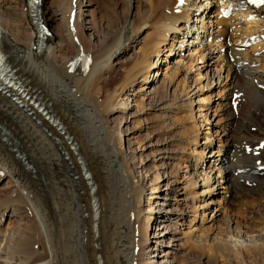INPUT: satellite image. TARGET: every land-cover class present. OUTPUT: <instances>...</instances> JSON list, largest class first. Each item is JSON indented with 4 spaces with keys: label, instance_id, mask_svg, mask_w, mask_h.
Instances as JSON below:
<instances>
[{
    "label": "bare ground",
    "instance_id": "6f19581e",
    "mask_svg": "<svg viewBox=\"0 0 264 264\" xmlns=\"http://www.w3.org/2000/svg\"><path fill=\"white\" fill-rule=\"evenodd\" d=\"M108 1L95 23L98 0H42L39 50L29 0H0L3 48L72 136L99 204L96 232L65 135L0 91V264H234V251L256 262L264 227L216 224L227 195L264 198V7L250 23L217 19L219 0Z\"/></svg>",
    "mask_w": 264,
    "mask_h": 264
},
{
    "label": "rangeland",
    "instance_id": "374dc122",
    "mask_svg": "<svg viewBox=\"0 0 264 264\" xmlns=\"http://www.w3.org/2000/svg\"><path fill=\"white\" fill-rule=\"evenodd\" d=\"M99 2H97V7L95 8L96 10L100 11L96 14L98 19H95V23H99L98 20H100V18L102 17V15H105L107 12L111 13L113 11H111L110 9V2L108 0H98ZM99 3V4H98ZM110 5H108V4ZM106 5H107V8H106ZM99 7V8H98ZM104 10H102V9ZM106 8V9H105ZM123 9V3L120 2L119 3V7H118V10L120 9ZM94 9V10H95ZM107 11V12H105ZM103 14H102V13ZM102 14V15H101ZM101 15V16H100ZM106 16V17H105ZM104 18H105V21L106 22V18L108 15H105ZM118 16L122 17V14H119L117 15L116 17H114L113 19L116 20L118 18ZM105 27H102V29H104ZM15 30V29H14ZM105 30V29H104ZM125 56H122L120 57V59H123ZM257 83V82H256ZM236 97V96H235ZM231 109L234 110L237 114L238 112V108L241 110V107L239 104H234L232 103L231 104ZM246 106L243 107V112L246 110L245 108ZM250 151V150H249ZM74 165H72L73 167ZM241 171L240 170H237V174L238 175H241ZM239 180L240 182L244 183L245 181L243 180V178L241 179H237ZM6 181V179L4 180V182ZM72 185V184H71ZM248 186L249 188H252V183H248ZM1 187V186H0ZM100 185V193H103L104 195H106V189ZM241 191L238 192V195H235L233 197V195L230 197L229 195H227V197H229V200H228V203H229V211L228 213L225 215V217H223L221 220H220V223H217L216 226H219V228L217 227V229L221 232V234L223 235L224 233L225 234H228V235H231L232 233L236 236L237 234V231H240V230H244L247 234H254L252 232H255L256 229H260L261 227H264V198L262 200L259 201V199L256 197V196H251L250 193H248V191H245L244 189H240ZM86 191V190H85ZM6 193V192H5ZM4 192L2 193L3 195H6ZM244 193V194H243ZM247 193V194H246ZM85 194H87V191L85 192ZM243 194V195H242ZM250 194V195H249ZM102 194H100L101 196ZM102 195L101 196V201H100V229L102 233H105L108 231V226H107V218H108V208H109V205H108V202H107V199H106V196ZM103 197V198H102ZM105 198V199H104ZM87 199H88V196H87ZM257 199V200H255ZM85 200V199H84ZM89 202V201H87ZM103 203V204H102ZM261 203V204H260ZM58 204L61 205V203L59 202L58 200ZM102 205V207H101ZM242 205V206H241ZM59 208L61 209L62 206H59ZM89 209V208H88ZM59 215V214H58ZM58 215H54L52 214L51 218H55L56 216ZM107 217V218H106ZM61 218L62 219H59L57 217V220L58 222H56L55 224L56 225H64L65 224V220H66V216L65 214H61ZM106 218V219H105ZM233 218V219H231ZM64 219V220H63ZM104 219V220H103ZM106 220V221H105ZM231 220H235L236 224H234L235 226V230H232L233 227H230L231 225ZM231 221V222H230ZM60 223V224H58ZM186 224L188 225L189 222H186ZM104 226V227H103ZM158 229L156 228V231ZM87 231V229H86ZM154 231V227H153V230ZM151 231V233H152ZM232 234V235H233ZM99 242H97L96 244H98ZM95 244V246H96ZM100 244V243H99ZM99 251V250H98ZM97 253V252H96ZM233 256L232 258H234V261L233 263L234 264H264V253H262L260 256H259V260L257 258V261L256 262H247L246 259H244V257L237 251H234L233 252ZM206 260H203L201 259L199 262L197 261L196 264H214L212 261H206ZM245 261V262H244Z\"/></svg>",
    "mask_w": 264,
    "mask_h": 264
},
{
    "label": "water",
    "instance_id": "95a60500",
    "mask_svg": "<svg viewBox=\"0 0 264 264\" xmlns=\"http://www.w3.org/2000/svg\"><path fill=\"white\" fill-rule=\"evenodd\" d=\"M13 80H14V83H17L19 85V87L23 88L22 91H26V94H27L26 99H30V98L33 97V96H31V92L26 87V85H25V83L23 81L24 78H22L21 76H17V77L13 76ZM40 106H42L41 111H42L43 115L47 116L49 114V111L46 109L44 104H42V103L37 104L38 108ZM50 117L52 118L54 125L65 135V138L67 139L69 145L74 148V152L78 156L77 158H78V161L81 164L83 175L85 176V178L87 180V183L90 186L91 194L93 195L92 200H91L92 211H93V215H94V217H93V219H94L93 225H94V230L97 232L98 223H99V221H98L99 204H98V197L94 196L95 195L94 193H95L96 185L93 183V181L91 179V173H90L89 169L83 163L82 156L77 152L76 145L72 141V136H70L69 133L66 131V127L59 120H54L53 116H51L49 114L48 118H50Z\"/></svg>",
    "mask_w": 264,
    "mask_h": 264
},
{
    "label": "snow or ice",
    "instance_id": "6c2138e0",
    "mask_svg": "<svg viewBox=\"0 0 264 264\" xmlns=\"http://www.w3.org/2000/svg\"><path fill=\"white\" fill-rule=\"evenodd\" d=\"M183 2V0H181ZM253 3H264V0H252Z\"/></svg>",
    "mask_w": 264,
    "mask_h": 264
}]
</instances>
